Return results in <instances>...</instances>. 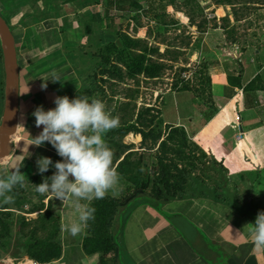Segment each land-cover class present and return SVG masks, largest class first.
Here are the masks:
<instances>
[{
	"label": "crops",
	"instance_id": "1",
	"mask_svg": "<svg viewBox=\"0 0 264 264\" xmlns=\"http://www.w3.org/2000/svg\"><path fill=\"white\" fill-rule=\"evenodd\" d=\"M19 1L24 5L32 3L34 13L20 9L23 4ZM134 2L137 0L122 3L119 0H10L7 3L10 18L12 14L22 13L20 21L23 23L19 26L23 29L22 43L26 45L22 50L16 46L18 87L15 132L10 139V155L0 161V178H6L17 168L22 177L27 178L39 173L36 164L38 158L59 156L47 142L39 147L31 145L32 138L38 136L43 128L36 126L32 113L38 106H43L45 110L54 108L57 97L74 99L79 83H63L65 80L62 81V78L72 73L66 70L54 69L52 72L60 81L51 83V80L42 77L35 65L38 60L36 56L51 53L42 48L53 44L55 53L61 50L56 46H62L65 41L77 43L72 40L73 37L81 41L85 38L79 32L81 27L93 26L97 30L103 28L118 32L119 14L134 12L130 10ZM236 7L244 15L239 20L232 17V8ZM178 8L177 5L170 7L173 22L168 25L155 23L152 29L161 31L162 28L161 33L166 35H169L166 29L170 26L185 31L182 36L175 31L174 49L185 52V56L192 51L190 61H208L209 89L208 92L201 91V95L192 91L166 89L161 93L157 107L159 119L163 127L183 128L193 144L223 167L230 183L241 182L250 188L253 185V181H250L252 177L256 178L259 174L264 177V0H245L221 10L213 7L208 10L205 21L190 20ZM225 15L227 19L223 18ZM82 17L86 19L84 23L79 21ZM252 17H255L253 25L250 24ZM6 23L13 34L12 25L9 21ZM73 29L77 32L74 35ZM130 29L140 30L137 26ZM128 35L153 43L150 37L142 33ZM183 36H188L186 42L189 48L179 47ZM29 39L32 48L27 43ZM154 44L169 49L167 44ZM35 46H40L36 52ZM228 76L238 78L241 87L229 85ZM45 83L46 88L43 87ZM251 83L253 88L247 89ZM127 137L131 139L128 145H132V151L144 150L140 135L130 133ZM79 203L83 205L89 202ZM166 210L186 217L202 231L213 245L228 256L227 264H263L253 240L248 239L243 229L206 203L194 198L182 199L175 207ZM40 213L43 212L34 213L35 219ZM59 216L62 254L59 259L47 264H101L99 254H87L83 250L86 229L76 237L66 230V226L77 219L74 198L62 202ZM152 226L144 241L145 249L143 247L135 253L137 264H207L167 220L158 217ZM105 260L106 264H120L119 260L115 262L110 257ZM8 261L10 264H40L26 256L17 260L0 248V262Z\"/></svg>",
	"mask_w": 264,
	"mask_h": 264
},
{
	"label": "rangeland",
	"instance_id": "2",
	"mask_svg": "<svg viewBox=\"0 0 264 264\" xmlns=\"http://www.w3.org/2000/svg\"><path fill=\"white\" fill-rule=\"evenodd\" d=\"M9 1L10 0H0V14L8 19L10 25H12V31L16 46L19 47L20 50H22L23 46L26 45V43H22L23 29L19 26L22 22L20 21V16L22 13L18 12V14L16 15L12 14V18H10V13L8 12L9 7L7 5ZM244 1L245 0H178L176 2V0H137V2H134L132 5H130V10H135L134 12L131 11L119 14V29L120 31H125L124 33L120 31L112 32L103 28L101 30H97L93 26L90 28L81 27L79 32L83 37L85 36L84 39L79 41V39L73 37L72 40L74 39V41H76L77 43H67L65 41L62 46H56L57 49L60 47L61 50L58 51L56 49L57 51L55 53H53V47H55L53 46V44L47 45V47L45 46L44 48L41 47L42 49H46L47 52L51 51V53H48L47 55H37L36 59L38 60L35 61V65L38 66L37 68L41 76L45 77V79L53 78L52 72L54 71V69L60 71L66 70L68 72L72 71L70 75L62 78V81L65 80L63 81V83L78 82L79 90L77 92L82 91L86 86L81 79V74L92 75L91 73H93L94 75H97V78L95 80V85L92 87L93 92L88 96L90 100H101L105 104L106 110L109 111L112 116L119 119V124H125L131 121L133 123L139 110L153 108L154 111L151 112L149 116H146L145 119L146 121H149L152 117H156L157 114L159 115L157 107L160 103L161 93H163L166 89L172 88V90H177L181 87V84L188 82L192 86H196V88H199L200 91L208 92L210 82V78L208 77V61H190V55L192 54V51H189V53H191L190 55L185 56V52L174 49L173 45L176 44L175 31L179 32L178 36H182L185 31H181L175 26H170L168 29H166L169 31V35H166V33L164 32L161 33V31L164 30L162 28L161 31L152 29L153 27H155V23L157 25H168L169 22H173V14L169 12L170 7L174 5H177L179 7L178 9H182L190 20L196 19L205 21V16H208L209 14L208 10L212 9L213 7H216V10H221L224 9V7H226L227 5L230 6L234 3L240 4ZM19 2L21 4L24 3L22 1ZM19 8L26 10L29 14L34 13L33 5L30 2L28 5L23 4V6L21 5ZM232 13V17L236 20L244 17L240 8H232ZM223 18L227 19V15H225V17ZM83 20L86 19L83 17L79 19L80 22L84 23ZM253 21L255 22V17H252V21L250 23L251 25L254 24ZM151 23H153L154 25H152ZM243 25H245V23ZM132 26L133 28L137 26L140 30H131L130 28ZM72 33L74 35L77 32L75 29H73ZM127 33L136 36L137 34L142 33L144 35H147V37H150L153 43L150 44L146 40L138 38V36L132 38ZM123 36H127L128 38L130 37L132 38V40L140 42V44L135 45L138 46V52H142L145 50L148 58L145 62V67L147 68L146 74L141 73L140 75H136L135 77H130L126 75L124 67L122 65H118L121 69L122 77L118 78L116 76L107 74L103 77V79H101L99 75L101 69H99L98 67L93 68V62H97L100 60L102 56L100 55V50H103L106 44L111 42H116L117 44L118 38L120 40L125 39L123 38ZM187 39L188 36H183V40L181 41L179 47L189 48V44H187L186 42ZM30 41V39L27 41L28 45ZM154 42L167 44L169 49H164L162 46H157L154 44ZM39 48L40 46H35V52L38 51ZM110 58H113V55H110ZM150 72H153L154 76L150 77L147 74ZM203 95L206 96L205 94ZM1 121L2 114L0 117V124ZM158 122H160V120L156 118L154 120V124H158ZM156 126V131H159L160 128L162 130L160 138L161 140L153 141L151 138L147 139L144 143L143 150L145 151L144 153L152 152V156L157 155L159 144L164 139V134L167 131V127H163V125L158 124ZM145 131L148 132V130ZM128 135L129 134L124 137L122 136L120 142L128 145L130 142L129 140H131L127 139ZM188 141L193 144L190 139H188ZM189 151L186 152V150L183 149L181 152L188 153ZM136 152L140 153L141 151L136 150ZM163 162L167 165H170L172 164V162H174L176 165H178L179 168L184 169L186 173H195L197 175L199 174L197 171L193 170L190 167V161H178L173 158V156H169L167 154L163 156ZM116 163L114 164V166H116ZM153 163L155 164V166H157V168H155L158 169V163L155 161ZM144 166L147 168L153 166L152 159L150 157H144ZM170 168L171 169H169V171H171L172 174L178 175V173L175 172L174 168ZM216 177L217 175H215L214 179L212 180H205L206 185H208L209 187L206 191V194L200 196H197L196 194L192 195L194 194L192 192H198L197 189L193 188L192 192H188L185 195H177V198L172 199L170 202L163 201L162 207L165 209L175 207V205L182 199H198L202 203H206L213 209L219 211L232 223L243 229L248 239H252L250 235V222L251 220H253L252 223H254L258 213L264 211V177L262 178L260 174L257 175L256 178L252 177L250 181H253V185L250 188L241 182L234 184L230 183L229 181L223 183L220 180L215 182ZM191 182L193 181L186 180V184H189ZM215 184L217 185L216 187H219L217 194H220V196L218 199H216V201H213V185ZM123 185L124 181L119 180L116 187L107 195L112 197H120V195L124 192ZM38 196L44 197V202L49 197L53 202L54 210H59L60 212L62 205L61 200L53 198L50 193L43 195L38 193L32 196L31 202L37 204ZM152 200L160 203L159 200ZM129 203H127L119 211V214ZM11 207L12 209H9V211L14 214L13 217L15 219V227L13 228L9 238L10 245L7 253L18 260L23 259L24 256L22 247L23 243H21V240H19L17 226L18 223H16L18 222L17 218H19L20 216H24V218L34 219L35 215L34 213L29 214V210L31 208V205L29 204L23 205L21 206V208L14 205ZM153 213V211L149 212L138 210L131 219L129 246L135 253L137 252L136 245H139L142 248L144 247L145 249L144 241L150 234V231L153 227L152 225L157 219V217L153 215ZM115 229L116 234L118 224H116ZM257 253H259V258L264 264V250L257 249ZM8 263L10 264V261H8ZM24 264H30V262H26Z\"/></svg>",
	"mask_w": 264,
	"mask_h": 264
},
{
	"label": "trees",
	"instance_id": "3",
	"mask_svg": "<svg viewBox=\"0 0 264 264\" xmlns=\"http://www.w3.org/2000/svg\"><path fill=\"white\" fill-rule=\"evenodd\" d=\"M125 1L126 0H119L121 3ZM2 17L6 22L8 21L4 16ZM123 38L125 39L120 40L118 38L117 44L116 42L106 44L105 48L100 50V55H102L100 60L93 62V68L98 67L101 69L99 74L101 79L107 74L118 78L122 77V72L118 65H122L126 75L130 77H135L141 73L146 74L147 68L145 67V62L148 59L147 54L145 50L138 52V46H135L136 44H140V42H136L127 36H123ZM110 55H113V58H110ZM2 59L3 51L0 42V117L3 108L4 89ZM91 74L92 75L81 74V79L86 86L82 91L76 93L75 98L78 96L88 97L89 94L93 92L92 87L95 85L97 75ZM147 74L150 77L154 76L153 72ZM227 80L229 85L236 88L241 87L238 78L228 76ZM246 88H253L252 83ZM177 90L192 91L196 95H201L200 89L196 88V86H192L188 82L181 84V87ZM153 111V108L139 110L133 123L131 121L125 124H119L118 127L108 131L104 136L107 145L114 153L113 164L117 162L115 168L117 169L119 180L124 181V192L120 197L106 195L103 199L90 202V206L95 208V219L90 221L86 228V236L83 239V250L87 254H99L101 264H106L105 259L109 257L114 259L115 262L119 260V228L115 234V227L116 224L120 227L119 216L121 212L119 214V211L127 203L141 197H149L150 199L159 200L160 202H170L172 199L177 198V195H185L188 192H192L193 188L197 189L198 192H192L194 193L192 195L196 194L200 196L206 194L209 188L205 183L206 179L212 180L215 175H217L215 182L220 180L226 183L228 181L223 167L213 158L208 157L198 146L190 143L183 128L167 127L164 139L159 144L156 156H152V152L144 153L145 151H143L138 153L132 151V145H125L120 142L122 136L124 137L130 133L141 136V146L143 148L145 141L149 138L153 141L161 140L162 130L160 128L159 131H156V125H162V123L160 121L158 124H154V120L156 118L159 119V115L157 114L156 117H152L149 121L145 120L146 116H149ZM145 130H148V132ZM183 149H185L186 152L190 151L188 153H183L181 152ZM167 154L173 156V158L178 161H190V167L200 175L186 173L184 169L179 168L174 162L170 165L164 164L163 156ZM147 156L152 159L153 166L150 168L144 166V157ZM61 160L62 158L60 156H54L52 158L53 163ZM154 161L158 163V169H156L157 166L153 163ZM170 167L174 168L178 175L172 174V172L169 171V169H171ZM54 172L55 169L50 167V169L43 174L36 173L27 178H23V183L17 185L13 189V192L10 193L13 202L10 204L0 202V248L5 252H7L9 248V238L15 227L14 214L10 212L9 209H12L11 206L13 205L21 208V206L29 204L31 205L29 214L35 212L43 213H40L36 219H28L24 218V216L17 218L18 222L16 223H18L19 240L23 243V256L40 264H47L61 257L62 246L59 239V210H54L53 202L50 199H48L47 204H45V199L41 196H38L37 204L31 202L32 196L38 194L35 191V185L42 183L45 178H50ZM186 180L193 182L186 184ZM213 186L214 194L212 200L216 201L220 196V194H217L219 187H216V184ZM142 209L149 212H158L166 219L172 216V214L170 215L164 211H160L159 207L154 208L146 206ZM252 221L253 220H251L250 224ZM130 233L131 231L129 228L125 233L126 242L129 241ZM199 234L208 249L207 254L201 256L202 259L207 264H227L228 256L219 247L213 245L201 231H199ZM136 249L138 251L141 250L142 247L136 245ZM130 254L135 261H138V259L134 257L136 256L135 252L130 251Z\"/></svg>",
	"mask_w": 264,
	"mask_h": 264
},
{
	"label": "clouds",
	"instance_id": "4",
	"mask_svg": "<svg viewBox=\"0 0 264 264\" xmlns=\"http://www.w3.org/2000/svg\"><path fill=\"white\" fill-rule=\"evenodd\" d=\"M49 80L60 81L55 75ZM43 87L46 88L47 84ZM54 104L55 107L49 110L38 106L32 113L36 126L43 128L38 136L32 138L31 145L39 147L47 142L62 160L53 163L49 157L37 159L40 174L50 167L55 172L35 185V191L41 195L50 193L63 203L75 199L77 219L66 226V230L76 237L95 219V208L90 206V202L105 198L119 182L113 164L114 153L104 139L108 131L119 126V119L112 116L99 99L62 96L57 97ZM22 183L19 168L12 170L6 178H0V202L12 203L10 193ZM80 201L89 203L81 205ZM251 226L250 235L255 248L264 250V211L258 213Z\"/></svg>",
	"mask_w": 264,
	"mask_h": 264
},
{
	"label": "water",
	"instance_id": "5",
	"mask_svg": "<svg viewBox=\"0 0 264 264\" xmlns=\"http://www.w3.org/2000/svg\"><path fill=\"white\" fill-rule=\"evenodd\" d=\"M0 42L3 51V70H4V104L2 111V121L0 124V161L7 158L11 152L10 139L15 132V105L17 98L18 87V64L17 52L14 36L7 25L6 21L0 15ZM151 206L159 207L160 211L172 214L166 219L158 212L153 215L162 217L167 220L189 243L192 249L201 257L207 254L208 249L202 241L199 229H197L186 217L177 213L168 212L162 207V204L156 202L148 197H141L132 200L119 216V262L120 264H137L131 256V248L129 241L125 240V233L130 228L132 217L136 211L143 210V207ZM144 211V210H143ZM152 212V211H151ZM148 213V212H147ZM152 215V216H153ZM131 231V228H130ZM202 232V231H201ZM203 233V232H202ZM116 238V235H115ZM208 239V238H207ZM128 244V245H127ZM202 258V257H201ZM0 264H8L7 262H0Z\"/></svg>",
	"mask_w": 264,
	"mask_h": 264
},
{
	"label": "bare ground",
	"instance_id": "6",
	"mask_svg": "<svg viewBox=\"0 0 264 264\" xmlns=\"http://www.w3.org/2000/svg\"><path fill=\"white\" fill-rule=\"evenodd\" d=\"M130 137V136H129ZM1 161H4V159L3 160H1Z\"/></svg>",
	"mask_w": 264,
	"mask_h": 264
}]
</instances>
